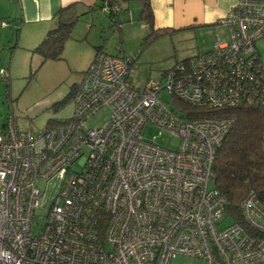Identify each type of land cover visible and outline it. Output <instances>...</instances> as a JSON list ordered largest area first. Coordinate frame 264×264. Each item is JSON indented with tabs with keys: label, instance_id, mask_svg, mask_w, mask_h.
<instances>
[{
	"label": "built area",
	"instance_id": "2783aa9c",
	"mask_svg": "<svg viewBox=\"0 0 264 264\" xmlns=\"http://www.w3.org/2000/svg\"><path fill=\"white\" fill-rule=\"evenodd\" d=\"M101 11L115 23L120 6L106 0ZM218 25L227 39L216 36L211 51L175 63L142 89L128 84L136 55L97 52L72 91V117L60 126L23 131L7 117L0 264H264V203L249 194L244 227L233 223L212 171L235 122L228 113L246 108L264 117L255 48L264 40V0H237ZM102 108L107 122L88 127ZM146 126L176 145L145 140Z\"/></svg>",
	"mask_w": 264,
	"mask_h": 264
},
{
	"label": "rangeland",
	"instance_id": "374dc122",
	"mask_svg": "<svg viewBox=\"0 0 264 264\" xmlns=\"http://www.w3.org/2000/svg\"><path fill=\"white\" fill-rule=\"evenodd\" d=\"M119 12L125 14L128 11ZM92 16L90 27L86 28L83 24L90 23V15L85 14L72 32V39L85 40L87 37V43L66 41L61 59L43 61L28 51L20 53L24 57L13 59L9 78L0 79V129L8 116L15 118L20 130L32 132L48 130L69 120L73 113L72 91L82 80L80 67L94 53L93 45L101 46L100 51L103 49V52L114 57L136 55V74L128 84L142 89L147 79H158L175 63L211 51L216 35L227 39L226 27L218 25L216 30L211 27L212 32L210 29H199L197 36H181L182 33L163 35L146 45V32L136 17L123 23L125 25H115L113 18L102 11H96ZM0 22L11 25L7 20ZM11 29L12 33L6 31L15 37L17 31ZM89 41L91 44H88ZM255 48L264 66V40L256 42ZM6 57L4 54L0 58V67L3 66L1 62H9ZM163 97L168 101L171 99L166 92ZM109 116V110L102 108L88 120L87 125L93 129L101 128ZM142 137L148 141L155 137L157 144L167 148L177 143L176 139L164 133L158 136V130L150 126L144 127ZM191 262L187 258H177L172 264Z\"/></svg>",
	"mask_w": 264,
	"mask_h": 264
},
{
	"label": "crops",
	"instance_id": "0c3cea01",
	"mask_svg": "<svg viewBox=\"0 0 264 264\" xmlns=\"http://www.w3.org/2000/svg\"><path fill=\"white\" fill-rule=\"evenodd\" d=\"M117 2L120 11L127 10L128 12L125 14L118 12L114 16L115 25H125L123 23L135 17L139 19L142 10L141 0H117ZM236 2L237 0H149L153 29L156 32H167L165 36L182 33L181 36L187 37L197 36L199 29H210L209 31H211V27H214L216 30L219 28L218 21ZM96 3L97 0H0V20L11 22L10 26L7 24V27H0V58L4 54L7 59L9 58L7 64V60L1 62L3 66L0 69L7 70L9 78L13 59L24 57L20 55L22 51H28L31 54V50L44 39L50 30L55 28L53 16L61 8L77 4L80 12L85 13L86 16L90 15V23L83 22L86 28L90 27L92 14L96 12L91 9ZM141 24V28L146 32L144 33L145 37L148 27L146 23L142 22ZM10 27L17 31L15 37L9 34L12 33ZM87 31L90 30L87 29ZM85 40L69 39V41H78L79 43L85 42ZM88 44H91L90 41ZM100 47L92 46L94 53L92 52L87 62L80 67L82 76L96 53L103 52V49H101L102 51L97 50Z\"/></svg>",
	"mask_w": 264,
	"mask_h": 264
},
{
	"label": "trees",
	"instance_id": "16d2710c",
	"mask_svg": "<svg viewBox=\"0 0 264 264\" xmlns=\"http://www.w3.org/2000/svg\"><path fill=\"white\" fill-rule=\"evenodd\" d=\"M104 1L106 0H97L91 10L101 11ZM108 1L118 4L117 0ZM141 1L139 20L148 27L145 36V44L148 45L167 32H156L153 29L149 0ZM83 15L85 13L80 12L77 4L59 9L53 16L55 28L45 35L31 53L38 55L43 61L61 59L65 43L72 38L73 29ZM228 114L235 122L216 151L212 166L214 186L226 200L225 217L244 227L241 204L246 197L253 193L257 200L264 203V117L257 111L246 108L235 109ZM200 117L202 115L185 116L189 120Z\"/></svg>",
	"mask_w": 264,
	"mask_h": 264
}]
</instances>
